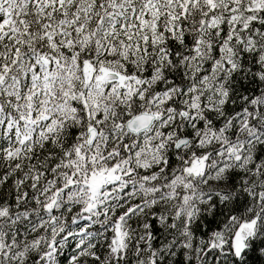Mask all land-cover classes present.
I'll return each instance as SVG.
<instances>
[{
    "label": "snow or ice",
    "instance_id": "obj_1",
    "mask_svg": "<svg viewBox=\"0 0 264 264\" xmlns=\"http://www.w3.org/2000/svg\"><path fill=\"white\" fill-rule=\"evenodd\" d=\"M0 264H264V0H0Z\"/></svg>",
    "mask_w": 264,
    "mask_h": 264
}]
</instances>
